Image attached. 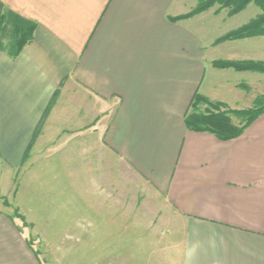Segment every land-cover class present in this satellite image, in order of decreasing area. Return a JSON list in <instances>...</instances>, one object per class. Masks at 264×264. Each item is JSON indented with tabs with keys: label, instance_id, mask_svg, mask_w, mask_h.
Here are the masks:
<instances>
[{
	"label": "crops",
	"instance_id": "crops-1",
	"mask_svg": "<svg viewBox=\"0 0 264 264\" xmlns=\"http://www.w3.org/2000/svg\"><path fill=\"white\" fill-rule=\"evenodd\" d=\"M0 7L36 24L19 55L0 51V158L10 168L47 130L70 128L74 152L79 129L88 130L93 199L129 188L125 177H133L166 215L173 264H264V113L227 142L183 125L195 94L240 102L238 81L223 85L219 77L246 74L212 64L260 61L241 43L264 37L216 43L227 33L208 37L204 25L222 12L183 19L191 0H0ZM98 209L91 215L102 218ZM16 240L15 223L0 211V264H38Z\"/></svg>",
	"mask_w": 264,
	"mask_h": 264
},
{
	"label": "rangeland",
	"instance_id": "rangeland-1",
	"mask_svg": "<svg viewBox=\"0 0 264 264\" xmlns=\"http://www.w3.org/2000/svg\"><path fill=\"white\" fill-rule=\"evenodd\" d=\"M191 1L196 7V1ZM210 10L222 12L213 16L216 22L204 25L205 33L211 38L239 28L259 14L252 4L230 19L225 18L227 10L217 7ZM3 13L0 9V15ZM4 26L6 31L5 34L0 31V45L7 50L12 28L10 24ZM205 33L202 32L204 36ZM241 45L250 57L260 60L256 62L264 63V39L254 38ZM232 53L229 51L230 55ZM235 73L246 75L235 77L231 73L219 77L223 85L225 81L237 80L236 88L241 96L236 105L224 104L226 107L220 110L222 112L250 110L259 97L264 96V73ZM205 108L199 105L197 110L203 112ZM230 117L235 126H241L245 121L241 117ZM47 131L42 139L36 137L19 166L10 168L0 158V211L7 213L10 221L15 223L16 241L24 240L23 244L32 250L35 261L38 264L176 263L177 258L169 257L165 220L163 224L166 215L157 209V201H149L143 188H135L133 177H125L129 184V188H124L126 192L113 186L111 192H101L96 195L99 197L96 201L93 199L94 193L89 191L94 188H88L87 175L88 130L79 129L76 152L72 148L73 131L70 128ZM49 165H53L52 169ZM46 173L51 175L48 177ZM117 180V176H113L114 185ZM90 208L93 213L99 208L102 218L104 212L111 216L105 219L108 223L104 225V219L91 215Z\"/></svg>",
	"mask_w": 264,
	"mask_h": 264
},
{
	"label": "trees",
	"instance_id": "trees-1",
	"mask_svg": "<svg viewBox=\"0 0 264 264\" xmlns=\"http://www.w3.org/2000/svg\"><path fill=\"white\" fill-rule=\"evenodd\" d=\"M196 1V7L188 13L186 16L182 17L191 18L196 15L202 14L214 7L220 10H227L229 17L235 16L243 12L249 5L255 6L259 14L250 20L245 25L227 33L222 36L216 43L222 42H232L240 41L245 39H250L254 37H264V0H194ZM1 8V7H0ZM6 19H8L7 24ZM178 20V19H177ZM0 28L5 25H11V40L9 42V47L4 48L0 45V51L6 50L10 56L16 57L26 46V44L31 43L33 37V31L36 29V24L32 22H27L17 17L9 11H4L0 15ZM9 23V24H8ZM2 33L5 34L6 26L0 29ZM213 68L219 70L232 69L235 72H258L264 73V63L263 62H252V61H241V62H225L216 61L212 64ZM199 105L206 106L203 112L197 110ZM226 106L221 103H213L206 98L195 94L191 104L189 106V112L185 115L184 126L188 131L195 133H207L216 137L218 140L227 142L236 139L241 135L244 129L251 124L256 118L264 113V96L259 97L256 101V105L247 111L239 112H222ZM237 116L244 118L245 121L241 126H235L232 124L230 116ZM26 156V154H25ZM25 156H23L25 158Z\"/></svg>",
	"mask_w": 264,
	"mask_h": 264
}]
</instances>
